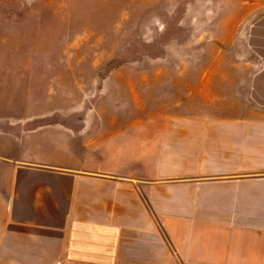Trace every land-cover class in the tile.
<instances>
[{
  "label": "crops",
  "instance_id": "0c3cea01",
  "mask_svg": "<svg viewBox=\"0 0 264 264\" xmlns=\"http://www.w3.org/2000/svg\"><path fill=\"white\" fill-rule=\"evenodd\" d=\"M101 124L2 123L0 264H264V113Z\"/></svg>",
  "mask_w": 264,
  "mask_h": 264
},
{
  "label": "rangeland",
  "instance_id": "374dc122",
  "mask_svg": "<svg viewBox=\"0 0 264 264\" xmlns=\"http://www.w3.org/2000/svg\"><path fill=\"white\" fill-rule=\"evenodd\" d=\"M263 72L264 0H0L12 142L22 126L264 113L249 93Z\"/></svg>",
  "mask_w": 264,
  "mask_h": 264
}]
</instances>
